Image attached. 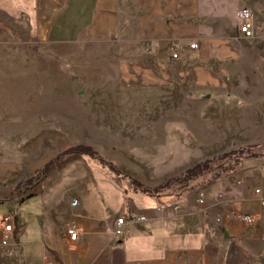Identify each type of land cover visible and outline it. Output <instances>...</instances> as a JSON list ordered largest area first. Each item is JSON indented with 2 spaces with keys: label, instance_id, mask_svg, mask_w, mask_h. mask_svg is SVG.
<instances>
[{
  "label": "crops",
  "instance_id": "1",
  "mask_svg": "<svg viewBox=\"0 0 264 264\" xmlns=\"http://www.w3.org/2000/svg\"><path fill=\"white\" fill-rule=\"evenodd\" d=\"M241 4L242 0H0V38L5 36L1 42L11 47L23 43L42 50L51 44L106 45L112 49L107 61L115 63V79L123 87L192 98L200 94L208 102L224 89L228 67L240 65L241 42L249 38L236 29L234 11ZM192 39L197 48L188 50ZM20 89H0L6 95L1 100L5 107L0 108L17 110ZM44 122L29 117L26 125L32 128L27 131L33 135L27 148L16 144L14 160L0 161V181L12 180L11 190L24 173L34 175L56 151L83 141L64 137L63 144L52 148L49 130L35 133ZM67 130L62 129L64 136ZM224 131L222 150L241 133ZM239 162L222 171L215 183H201L196 190L146 192L96 158L69 153L43 177L25 184V194L7 200L13 213L12 264H264V205L259 202L264 199V151ZM198 189L203 192L200 204L195 200ZM160 204L164 207L158 208ZM230 211L252 214L255 223L248 226L227 215ZM122 213L143 214L144 219L124 222L122 233L115 235L114 219ZM70 221L77 227L74 239L65 233Z\"/></svg>",
  "mask_w": 264,
  "mask_h": 264
},
{
  "label": "rangeland",
  "instance_id": "2",
  "mask_svg": "<svg viewBox=\"0 0 264 264\" xmlns=\"http://www.w3.org/2000/svg\"><path fill=\"white\" fill-rule=\"evenodd\" d=\"M241 6L264 17V0H242ZM2 40L5 36L0 38V89L8 85L21 89L17 110L0 108V161L14 160L16 144L27 148L33 134L28 135L32 127L26 121L32 116L45 119L35 133L49 130L52 148L64 143L60 138H80L106 160L134 171L130 176L146 187L211 159V170L184 182L169 179L157 190H196L201 183H215L222 175H214L217 163L233 160L218 155L231 148L253 144L248 151H264V36L242 40L240 65L228 67L224 89L208 102L200 94L192 98L155 88L123 87L115 79V63L107 61L112 49L106 45L51 44L42 50L23 43L11 47ZM5 97L0 93V107H5L1 101ZM222 130L242 134L233 133L237 136L232 146L222 150L226 140ZM11 183L0 181V200L5 202L0 201V217L12 210L7 200L26 192L24 183L13 190ZM11 246V239L0 243V264L13 263L7 252Z\"/></svg>",
  "mask_w": 264,
  "mask_h": 264
},
{
  "label": "trees",
  "instance_id": "3",
  "mask_svg": "<svg viewBox=\"0 0 264 264\" xmlns=\"http://www.w3.org/2000/svg\"><path fill=\"white\" fill-rule=\"evenodd\" d=\"M252 146H254V145L253 144H244L241 146L231 148L227 151L221 152L218 155V158L223 159V158L233 157V160L230 163H222V160H220L217 163V166H219V170L216 171L214 173V175L217 176L222 171L232 170L234 168V166L244 157L262 155V152H257V151H253V150L248 151V149H250V147H252ZM244 151H246V152L243 153ZM73 152L88 155L90 157L96 158L100 163L106 165L114 173L120 174L124 177H128L129 180L135 186L139 187L141 190L146 191V192L157 190L156 189L157 186H162V185L166 184L169 181V179H173V180L178 181V182H184V181H187L189 179H193V178L197 177L198 175L202 174L203 172H206V171L212 169V166L209 165V162L211 161V159L205 158L203 160L197 161V162L193 163L192 165L186 167L181 172L173 174L170 177L163 178L160 181V183L154 187H146V186L142 185L134 177H132L126 173L121 172L113 162L106 160L101 155H99L91 145L85 144V143H77L74 145L67 146L66 148L58 151L53 156H51L49 159H47L42 164V166L38 169V171H36L37 179L43 177L65 155H67L69 153H73ZM33 178H35L34 175H28V176L24 177L23 180H18L14 185V189L17 188L21 183L27 184V183L31 182Z\"/></svg>",
  "mask_w": 264,
  "mask_h": 264
},
{
  "label": "built area",
  "instance_id": "4",
  "mask_svg": "<svg viewBox=\"0 0 264 264\" xmlns=\"http://www.w3.org/2000/svg\"><path fill=\"white\" fill-rule=\"evenodd\" d=\"M234 18L236 20V29L240 36L242 37H253V36H264V17L262 19L255 17L252 10L249 7L241 6L235 9L234 11ZM197 48V40L192 39L187 43L186 49L193 50ZM172 57L177 56V52L172 50L171 52ZM253 193L258 194L259 188L254 187ZM195 200L199 203L203 202V192L202 190L197 191V196ZM72 203L75 202V199H72ZM260 204L264 205V199L259 198ZM164 204L158 205V208H163ZM171 207L173 209L176 208V205L172 204ZM227 215L236 217L244 224L248 226H252L255 223V216L249 213H242L238 211H230ZM144 219L143 214L137 213H128L124 215L123 213L117 215L114 219L113 225V233L115 235H119L122 233L123 223L126 221H140ZM218 219V217H216ZM12 221H13V213L7 212L4 213L0 217V225H1V234H0V243L7 244L10 240V235L12 231ZM65 233L70 239H74L77 234V227L74 221H70L65 226ZM260 235L264 238V228L261 230ZM10 253V250H7ZM48 261H42V264H46Z\"/></svg>",
  "mask_w": 264,
  "mask_h": 264
}]
</instances>
